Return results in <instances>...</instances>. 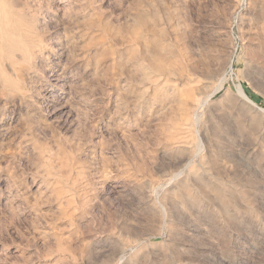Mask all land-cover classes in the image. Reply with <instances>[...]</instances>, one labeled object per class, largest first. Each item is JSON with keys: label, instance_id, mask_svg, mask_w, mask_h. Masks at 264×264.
Listing matches in <instances>:
<instances>
[{"label": "rangeland", "instance_id": "374dc122", "mask_svg": "<svg viewBox=\"0 0 264 264\" xmlns=\"http://www.w3.org/2000/svg\"><path fill=\"white\" fill-rule=\"evenodd\" d=\"M238 85L264 0H0V264H264Z\"/></svg>", "mask_w": 264, "mask_h": 264}, {"label": "bare ground", "instance_id": "6f19581e", "mask_svg": "<svg viewBox=\"0 0 264 264\" xmlns=\"http://www.w3.org/2000/svg\"><path fill=\"white\" fill-rule=\"evenodd\" d=\"M10 36V35H9ZM6 42V41H5ZM7 65V64H6ZM10 68V67H9ZM2 86V85H1ZM237 91L239 93V95L246 99L255 109H257L258 111L262 112L264 111L261 107H259L253 100H251L246 93L243 91V89L241 88L240 85L237 86ZM4 105V104H3Z\"/></svg>", "mask_w": 264, "mask_h": 264}]
</instances>
